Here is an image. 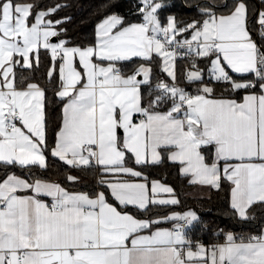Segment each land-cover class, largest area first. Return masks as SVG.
Segmentation results:
<instances>
[{"label": "snow or ice", "instance_id": "6c2138e0", "mask_svg": "<svg viewBox=\"0 0 264 264\" xmlns=\"http://www.w3.org/2000/svg\"><path fill=\"white\" fill-rule=\"evenodd\" d=\"M67 6L0 0V264H264V223L206 247L189 236L207 228L194 209L141 216L180 203L143 171L165 156L190 185L223 186L236 223L264 208V0H197L190 19L133 0V20L103 14L86 46L54 18ZM42 64L51 89L32 79ZM49 90L62 105L51 138ZM49 156L70 187L72 170H95L99 190L44 178Z\"/></svg>", "mask_w": 264, "mask_h": 264}, {"label": "trees", "instance_id": "16d2710c", "mask_svg": "<svg viewBox=\"0 0 264 264\" xmlns=\"http://www.w3.org/2000/svg\"><path fill=\"white\" fill-rule=\"evenodd\" d=\"M41 7L54 5L55 3H64L68 6L58 11L54 18L71 17L69 21L65 23L67 28V38L74 44L88 45L94 41L95 24L102 18V15L110 12H117L130 20L134 17L129 15L130 7L133 0H34ZM222 3L224 0H218ZM231 3V0H228ZM171 12L177 14L178 18L190 19L195 15L193 10L197 0H169ZM249 5L256 4L259 6V0H248ZM253 35H256L253 32ZM41 60H46L44 56V50L41 49ZM184 66V61H177L178 71ZM156 68L155 65H153ZM158 71V69H157ZM44 72V64L41 65L39 73L32 74V79L35 82L41 83V86L48 87L49 89L55 87V84L47 85L43 80H40V75ZM17 83L19 84V76L23 74L28 76L27 70L17 69ZM219 94V93H218ZM47 99L45 101V120L49 137H53L58 124L62 119L61 108L62 105L57 101L53 91L49 90L46 93ZM37 171H39L37 169ZM145 175L151 179H158L161 182L170 185L175 190V195L180 203L175 207L159 208L150 206L149 210L142 213V218H153L158 214H167L172 211H184L187 209H194L200 216L203 224L207 225L206 229L201 228V225H197L195 228L189 231V236L195 243L206 245H213L216 242L223 240V235L218 233V229L222 228L225 231L232 230L234 232H254L258 226L264 223V208L256 205L253 207L252 214L255 219L246 224H238L227 215V202L226 191L212 189L206 197L194 198L189 195L191 189L186 178L179 175L178 169L173 164L164 158L163 163L156 166H149L143 169ZM19 173V170H17ZM44 178L57 181L63 186L68 188L69 191H86L92 192L93 190H99L96 185V179L98 173L95 170L76 171L72 170V174L80 178L79 182L74 187H70L65 179L66 171L65 166L62 165L58 159H54L51 156L48 157V168L46 172L41 173Z\"/></svg>", "mask_w": 264, "mask_h": 264}, {"label": "crops", "instance_id": "0c3cea01", "mask_svg": "<svg viewBox=\"0 0 264 264\" xmlns=\"http://www.w3.org/2000/svg\"><path fill=\"white\" fill-rule=\"evenodd\" d=\"M165 158H166V156H165ZM166 160H167V158H166ZM168 161V160H167ZM141 180H142V178H140ZM151 180H149V182H150ZM168 185V184H167ZM170 186V185H169ZM193 186V188L191 189V191H190V193H189V195L191 196V197H194V198H200V197H206L208 194H209V192L212 190V189H210V188H208V187H206V186H200V185H192ZM45 199H47V198H45ZM151 205H149V207H150ZM175 206H177V205H167V206H161V205H157V206H155V207H159V208H168V207H175ZM177 212H180V211H177ZM170 213V212H169ZM169 213H167V214H169ZM167 214H158V215H156L155 217H153V218H151V219H155V218H157V217H162V216H164V215H167ZM159 227H162V228H167V227H171V224L170 223H164V222H162L160 225H159ZM218 243H223V240L222 241H220V242H218ZM203 244V243H202ZM206 247L207 246H211V245H206V244H204Z\"/></svg>", "mask_w": 264, "mask_h": 264}, {"label": "built area", "instance_id": "2783aa9c", "mask_svg": "<svg viewBox=\"0 0 264 264\" xmlns=\"http://www.w3.org/2000/svg\"><path fill=\"white\" fill-rule=\"evenodd\" d=\"M253 37L255 38V37H256V35H253ZM220 229H222V228H219V229H218V233H220V234H222V235H223V233L219 232V230H220ZM217 243H218V242H216L215 244H217Z\"/></svg>", "mask_w": 264, "mask_h": 264}]
</instances>
